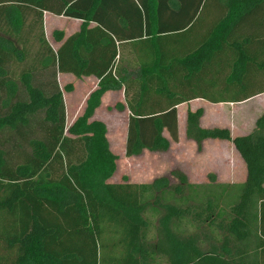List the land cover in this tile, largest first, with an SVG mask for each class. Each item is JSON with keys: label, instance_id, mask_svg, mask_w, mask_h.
<instances>
[{"label": "trees", "instance_id": "trees-1", "mask_svg": "<svg viewBox=\"0 0 264 264\" xmlns=\"http://www.w3.org/2000/svg\"><path fill=\"white\" fill-rule=\"evenodd\" d=\"M45 13L82 22L57 51ZM252 72L264 73V0H0V264H264V114L233 139L202 128L204 110L188 113L186 139L199 151L231 142L242 184L214 174L191 184L179 170L112 183L118 157L93 120L103 95L125 86L126 157L165 153L179 140L178 106L264 94L209 99L191 94L196 81L244 92ZM67 73L99 81L69 129L58 84Z\"/></svg>", "mask_w": 264, "mask_h": 264}, {"label": "rangeland", "instance_id": "rangeland-1", "mask_svg": "<svg viewBox=\"0 0 264 264\" xmlns=\"http://www.w3.org/2000/svg\"><path fill=\"white\" fill-rule=\"evenodd\" d=\"M66 22L59 21L58 25L54 26L47 33V38L55 49H57V45L55 44L53 33L62 32L66 34L72 29V23ZM208 22L202 21L192 31L193 36H195V33H200L201 26H205ZM202 29L204 31V27ZM186 39L187 37L179 39L183 41V44L185 43L186 47L182 46L185 51L189 50L193 45V43L189 45V42L185 41ZM174 43L178 42L175 39L168 41L165 43V47L172 49ZM200 81L204 82L200 83L196 81L194 83V89L191 90L192 95L204 96L209 99H236L243 94H252L262 89L264 87V73L252 72L248 80L249 82H245L244 84V92L236 88L230 90L212 88L214 86L213 82H215L214 79ZM62 83L65 86L69 85L64 79H62ZM72 85L74 87L75 82ZM72 85L69 86L71 87ZM76 98L78 99L80 108L82 98L78 93H76ZM108 106H113L110 98L107 99L106 104L102 105V108L98 111L96 121L106 125L109 131L108 140H110L112 152L118 157L117 170L110 182L123 183L128 181L134 184H150L155 179L168 175L173 170L185 173L191 184H208L209 176L213 174L217 177L218 183H226L229 180V174H235L239 181L243 180L241 178V175L244 173L243 164L229 142L213 144L207 142L206 150L202 148L199 151L195 143L188 141L182 136L179 137L177 143L171 144L168 152L156 155L149 154L141 159L125 158L122 150V141L125 135L126 120L123 115L111 113V107L108 109ZM200 108L206 112V116L204 117L203 115L202 119L204 128L228 129L231 132L232 138H235L255 128L258 117L264 114V96L261 95L249 103L240 104L206 105L205 103H198L196 109L200 110ZM81 115L82 113L79 117ZM67 125L68 128L71 127V124L68 122ZM222 146H228V149H224ZM224 150L226 155L229 156V161L226 163L221 159V154Z\"/></svg>", "mask_w": 264, "mask_h": 264}, {"label": "crops", "instance_id": "crops-1", "mask_svg": "<svg viewBox=\"0 0 264 264\" xmlns=\"http://www.w3.org/2000/svg\"><path fill=\"white\" fill-rule=\"evenodd\" d=\"M59 21L60 22L67 21L66 23H72L73 26H72V29L68 33H66V34L64 33V40L61 43H58V42H56L54 40L55 44L57 45V49L53 48L51 42L47 38L48 41L50 42L52 48L55 51H57L68 38H70L74 34L78 33L80 31V28H81V25H82V22L78 21V20L67 19V18H64V17H57V16H55L53 14L45 13V15H44V24H45L46 36H47V33L50 32L53 29L54 26L58 25ZM91 27H94V25H91ZM62 79H64L66 82H68L69 85H72L75 82V86L74 87H73V85L71 86V87H73V89L72 90H68L67 88H68L69 85L65 86V84L62 83ZM58 84H59L60 90L63 93L64 102H65L66 125H67V122H68L72 126L79 118H81L84 115V113L86 111V108H87L88 100H89L91 94L98 89L99 81L95 77H82V78L79 79V78H76L73 74H68L67 73V74H59L58 75ZM76 93H78L79 96L82 98V102L80 104V108H79V105H78L79 104L78 103V99L76 98ZM259 96H261V95H259ZM259 96H257V97H259ZM262 96H264V94H262ZM257 97H255V98H257ZM108 98H110V102L113 105V106H108L107 107L108 109L111 107V111L110 112L114 113V114L115 113L116 114H120L121 116L123 115L125 120H126V125H125V129H124L125 135H124V139L122 141V150L124 152L125 158H127L126 155H125V149H126L127 130H128V122H129V118H130V111L127 108V104H126V101H125V86H122V88H120L118 90L108 91V92H106L103 95V97L101 99V107H99L95 111V115L93 117V120L94 121L97 120L98 111L102 108V105L106 104V101H107ZM255 98H253V99H255ZM253 99L248 100V101L243 102V103H249ZM198 103H205L206 105H208V104L214 105V104H211V103L206 102L204 100H195V101H192L190 103L182 104V105L177 107V110H178V121H179L178 122V125H179V137L183 136V137L186 138V125H187L188 113L189 112L198 111L199 109H196L198 107ZM117 105H123L126 108L124 109V111H119L116 108ZM217 105H221V104H217ZM200 109H202V108H200ZM81 113H82V115H81V117H79V115ZM205 116H206V112L204 110V117ZM260 117H258V119ZM201 125H202V128H204L203 127V120H201ZM204 129H212V128H204ZM253 129H251L250 131L246 132L243 135H239V136H236V137H241V136L248 135L250 132L253 131ZM108 136H109V131L107 130V138L109 139ZM165 136L167 138H169V135H168L167 132H165ZM109 142H110V140H109ZM207 142H211V144L218 143V142L219 143H227L226 141H220V140H208V141L204 142L203 150H206ZM229 144L233 146V149H234L235 153L238 155L240 161L243 164L244 173L241 175V178L243 180L239 181V180H237L238 177L235 174H233V175L229 174V180L226 183H223V184H242L247 179V168H246V165H245L244 161L241 159L240 155L236 151L234 145L231 144V142H229ZM222 147L224 149H228V146H222ZM110 149L112 151L111 145H110ZM149 154H151V153L146 151L141 157H133V158H127V159H138V158L141 159V158H143L145 156H148ZM157 154H161V153H157ZM152 155H154V154H152ZM228 157L229 156L226 155L225 150H224V152L221 154L222 161L224 163H226L227 161H229ZM113 183H116V182H113Z\"/></svg>", "mask_w": 264, "mask_h": 264}]
</instances>
